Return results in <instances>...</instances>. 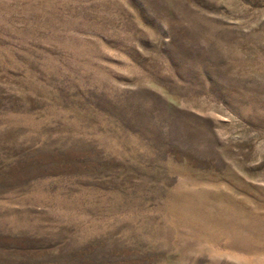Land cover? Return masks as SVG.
<instances>
[{
    "label": "rangeland",
    "instance_id": "obj_1",
    "mask_svg": "<svg viewBox=\"0 0 264 264\" xmlns=\"http://www.w3.org/2000/svg\"><path fill=\"white\" fill-rule=\"evenodd\" d=\"M0 264H264V0H0Z\"/></svg>",
    "mask_w": 264,
    "mask_h": 264
}]
</instances>
